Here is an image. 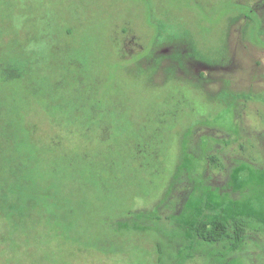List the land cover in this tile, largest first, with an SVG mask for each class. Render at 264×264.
Wrapping results in <instances>:
<instances>
[{
  "label": "rangeland",
  "instance_id": "obj_1",
  "mask_svg": "<svg viewBox=\"0 0 264 264\" xmlns=\"http://www.w3.org/2000/svg\"><path fill=\"white\" fill-rule=\"evenodd\" d=\"M4 67L0 264H264V0H0Z\"/></svg>",
  "mask_w": 264,
  "mask_h": 264
},
{
  "label": "trees",
  "instance_id": "obj_2",
  "mask_svg": "<svg viewBox=\"0 0 264 264\" xmlns=\"http://www.w3.org/2000/svg\"><path fill=\"white\" fill-rule=\"evenodd\" d=\"M233 7L238 10L242 9V13L246 20L252 22L255 20V16L251 9L245 7H240L239 5L234 4ZM228 12H232L233 9L230 8V4L227 8ZM150 16V15H149ZM151 22V18L149 19ZM261 42V40H259ZM24 78V72L20 68L16 67H4L0 71V82H14L21 81ZM23 167L21 165L8 168L11 176L15 177V180L18 179V182L24 185L25 178L22 176ZM21 176V177H20ZM1 190V187H0ZM17 204L9 203L7 199L0 196V211H6L9 215H12L15 211ZM1 213V212H0ZM8 218L9 216L6 215ZM58 220V218H57ZM252 225V220L246 217H236L231 222L226 223L222 220H212L209 222H202L194 227V233L196 237L207 245H219L223 250H236L238 249L245 237L247 236V231Z\"/></svg>",
  "mask_w": 264,
  "mask_h": 264
}]
</instances>
